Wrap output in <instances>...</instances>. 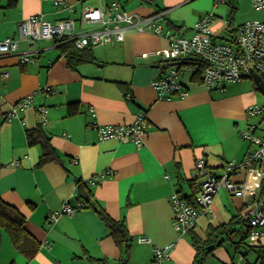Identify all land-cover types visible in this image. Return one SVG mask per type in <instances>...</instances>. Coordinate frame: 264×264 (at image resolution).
I'll list each match as a JSON object with an SVG mask.
<instances>
[{
	"label": "crops",
	"instance_id": "obj_1",
	"mask_svg": "<svg viewBox=\"0 0 264 264\" xmlns=\"http://www.w3.org/2000/svg\"><path fill=\"white\" fill-rule=\"evenodd\" d=\"M71 2L75 11L58 8L54 0H0V40H18L17 51L0 55V75L9 73L0 76V196L24 212L28 229L41 242L35 257L28 259L3 235L0 264H157L153 247L169 243L175 246L160 264H193L196 247L190 232L175 229L171 197L176 191L196 193L190 181L199 157H205L218 175L228 161L244 158L251 143L242 130L254 124L255 115L248 109L257 104L259 89L249 79L210 89L186 72L180 80L189 90L187 96H161L152 80L165 73L167 62L154 53L169 40L152 32L127 30L121 42L90 47L96 59L76 69L68 66L55 39L20 38V23L36 15L52 23L75 19L78 32L91 28L81 21L83 5L106 8L111 1ZM120 2L139 18L165 10L164 27L185 34L193 33L199 19L211 13L214 38H230L227 0ZM235 2L242 8L233 15L235 26L249 19L264 21V10H256L253 0ZM26 54L34 59L21 61ZM26 97H32L29 106L19 109L17 116L8 115ZM76 101L81 112L67 116V105ZM43 106L46 119L39 112ZM142 111L147 119L143 146L131 139H99L98 124H131ZM39 123L63 164L37 166L42 147L28 144L26 130ZM101 174L105 176L98 183L89 182ZM79 179L93 193L91 207H79ZM249 200L220 188L211 212L200 217L192 234L207 239L212 227L229 222L242 208L247 211ZM65 202L78 210L50 222L49 214ZM100 207L127 226L131 236L127 252L101 219ZM141 236L150 241H140ZM234 248L228 240L202 264H239L240 253ZM246 259L251 264L248 255Z\"/></svg>",
	"mask_w": 264,
	"mask_h": 264
},
{
	"label": "built area",
	"instance_id": "obj_2",
	"mask_svg": "<svg viewBox=\"0 0 264 264\" xmlns=\"http://www.w3.org/2000/svg\"><path fill=\"white\" fill-rule=\"evenodd\" d=\"M85 1V0H77ZM106 8L85 4L81 10V21L92 25L78 32L75 19L67 18L52 23L40 15L32 16L20 23V38H49L55 40L69 39L80 49L97 45H114L125 38L127 30L152 32L163 35L169 40V45L157 50L154 54L167 62L165 73L152 80V85L161 96L185 97L189 90L180 80L181 76L190 72L207 88L224 89L225 83L244 79H254L256 75L264 77V21L259 19L247 20L237 25L230 40H216L212 34L211 24L214 15L209 13L202 16L194 26L193 34L188 36L182 30H171L163 25L165 10L159 11L145 18H139L124 10L119 0H110ZM58 8L75 11L71 0H54ZM256 10H264V0H253ZM18 40L6 37L0 40V55L17 51ZM149 57L148 53L143 54ZM21 61L34 59L33 55H21ZM1 77H8L4 72ZM51 91V89H50ZM32 97L19 101L8 115L17 116L18 110H24L31 103ZM44 109V108H43ZM41 110L44 119L47 110ZM95 116L94 109H91ZM252 115H260L264 123V104L251 105L248 109ZM260 123L251 124L242 130V137L251 143L250 149L242 160H231L225 165V170L218 175L209 166L205 157H199L195 163V174L192 178L196 187L194 202L188 201L182 192L176 191L171 197L174 210L173 225L181 234L189 233L197 225L201 216L212 210L214 198L220 188L225 187L235 196L250 199L248 205L252 215V235L264 240V127ZM147 119L142 111L131 124H103L97 125L100 140L117 138L131 139L137 147L144 144V134ZM245 169L243 180H232V175L239 174ZM105 174L97 180L98 183ZM254 198L253 200H251ZM83 207L82 202L79 207ZM76 207L65 203L63 208L49 215V221L55 222L61 214H73ZM246 213V212H245ZM140 241H150L147 236H141ZM175 243L153 247L154 262L160 264L169 257ZM245 264L243 259L242 263Z\"/></svg>",
	"mask_w": 264,
	"mask_h": 264
},
{
	"label": "trees",
	"instance_id": "obj_3",
	"mask_svg": "<svg viewBox=\"0 0 264 264\" xmlns=\"http://www.w3.org/2000/svg\"><path fill=\"white\" fill-rule=\"evenodd\" d=\"M227 3L230 5V13L232 15L229 18L228 25L229 36L231 38L237 28V26H235L233 15L238 10V7L235 0H227ZM224 38L230 40V38H228L227 36H225ZM56 42L58 43L63 55L66 57L68 66L71 68L76 69L78 65L87 63L89 61H94L96 59L93 48H77L76 46H74V41L69 39L56 40ZM43 108L47 110L45 106H43L39 110L42 116L44 115L41 112ZM80 112L81 108L78 101L70 102L67 105V116H74ZM26 138L29 145L40 144L42 147V154L37 166H43L49 162H59L63 164L62 158L51 142V137L45 131L41 123L33 128L27 129ZM190 182L192 185H194L193 180ZM86 183L87 182L83 181L82 179H79L77 181L78 198L79 201L84 204V206L91 207V205H93V193ZM195 194L196 193L193 192L189 195H183L188 201L194 202ZM69 204L72 205L71 203ZM245 206H247V203H245ZM62 208L63 206L60 209ZM76 210H78V208H76ZM244 210L245 209L242 208V211L235 214L229 222L220 224L216 227H212V229L208 233L207 239L203 240L199 236L192 234V232L190 231L192 242L196 247L195 261L193 264H202L206 257H208V255H210L216 247L223 245L228 240L232 241L235 244L234 249H236V251L240 253V255H242V259L245 264H248L246 256L251 251L256 254V261L251 264H264V240H262L261 238L253 237L252 225L250 223V215L252 214L250 212H247L248 209L247 211H245L246 213L243 212ZM97 211L99 212L101 219L109 227L110 233L117 244L121 247H123V244H125V252H127L130 247L131 236L125 223L116 221L114 218H112L106 212L104 207L97 208ZM53 212L54 211H52L50 214H52ZM27 224L28 218L24 214V212L18 207L6 202L0 196V248L3 241V231H6L13 244V247L17 251L24 254L28 259L34 258L37 252L40 250L41 242L28 229ZM224 234L226 235L225 238H223Z\"/></svg>",
	"mask_w": 264,
	"mask_h": 264
},
{
	"label": "rangeland",
	"instance_id": "obj_4",
	"mask_svg": "<svg viewBox=\"0 0 264 264\" xmlns=\"http://www.w3.org/2000/svg\"><path fill=\"white\" fill-rule=\"evenodd\" d=\"M108 1H110V0H108ZM102 6H104V5H102ZM237 7H238V12L237 13H239L240 12V10L242 9L241 7H240V4H239V6L237 5ZM245 15H242V17H244ZM243 19H245V18H243ZM249 20H251V19H249ZM245 21H247V20H245ZM244 21V22H245ZM190 33H186V35H190L191 33H192V31H189ZM193 34V33H192ZM249 80H252V79H249ZM253 82H254V80H253ZM227 83H229V82H227ZM227 83H225V84H227ZM255 83V82H254ZM212 89V88H211ZM213 89H218V88H213ZM258 94H259V97H258V102H257V104L258 105H263L264 104V93H262V92H260V91H258ZM260 121H261V116L260 115H255L254 116V124H258V123H260ZM260 127L261 128H263L264 127V123L263 122H261L260 124ZM220 171V170H219ZM245 178V169H242L241 170V172L239 173V174H234V175H232V180H243ZM223 190L224 191H226L227 192V190L228 189H226L225 187H223ZM232 198H235V197H233L232 196ZM3 235L4 236H8V233H6V231H3ZM9 237V236H8ZM5 252V251H4ZM242 255H240L239 256V261H240V263H242ZM248 258L251 260L250 262L252 263L253 261H254V258H255V254L253 253V252H249V254H248ZM162 263V262H161Z\"/></svg>",
	"mask_w": 264,
	"mask_h": 264
},
{
	"label": "water",
	"instance_id": "obj_5",
	"mask_svg": "<svg viewBox=\"0 0 264 264\" xmlns=\"http://www.w3.org/2000/svg\"><path fill=\"white\" fill-rule=\"evenodd\" d=\"M254 81L259 91L264 93V78L261 75H256Z\"/></svg>",
	"mask_w": 264,
	"mask_h": 264
}]
</instances>
